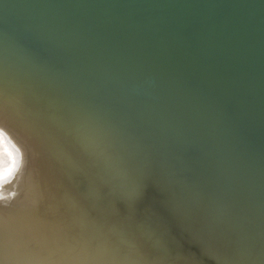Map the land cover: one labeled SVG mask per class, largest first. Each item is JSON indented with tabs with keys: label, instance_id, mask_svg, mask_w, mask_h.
Returning a JSON list of instances; mask_svg holds the SVG:
<instances>
[{
	"label": "bare ground",
	"instance_id": "1",
	"mask_svg": "<svg viewBox=\"0 0 264 264\" xmlns=\"http://www.w3.org/2000/svg\"><path fill=\"white\" fill-rule=\"evenodd\" d=\"M0 264H264V0H0Z\"/></svg>",
	"mask_w": 264,
	"mask_h": 264
},
{
	"label": "clouds",
	"instance_id": "2",
	"mask_svg": "<svg viewBox=\"0 0 264 264\" xmlns=\"http://www.w3.org/2000/svg\"><path fill=\"white\" fill-rule=\"evenodd\" d=\"M10 142L11 137L9 134L3 128H0V186L10 182V179L12 175L15 174V171H19L23 165V153L16 148L18 159L15 165V170L11 173L8 171V152L6 149L10 146ZM6 172L7 174H5Z\"/></svg>",
	"mask_w": 264,
	"mask_h": 264
},
{
	"label": "snow or ice",
	"instance_id": "3",
	"mask_svg": "<svg viewBox=\"0 0 264 264\" xmlns=\"http://www.w3.org/2000/svg\"><path fill=\"white\" fill-rule=\"evenodd\" d=\"M8 171H9V170H8ZM5 174H7V172H6Z\"/></svg>",
	"mask_w": 264,
	"mask_h": 264
}]
</instances>
